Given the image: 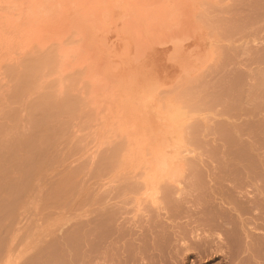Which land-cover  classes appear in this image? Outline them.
Here are the masks:
<instances>
[{
    "label": "rangeland",
    "instance_id": "rangeland-1",
    "mask_svg": "<svg viewBox=\"0 0 264 264\" xmlns=\"http://www.w3.org/2000/svg\"><path fill=\"white\" fill-rule=\"evenodd\" d=\"M69 1L0 0V264L219 263L231 194L264 184V0L153 29Z\"/></svg>",
    "mask_w": 264,
    "mask_h": 264
},
{
    "label": "bare ground",
    "instance_id": "bare-ground-1",
    "mask_svg": "<svg viewBox=\"0 0 264 264\" xmlns=\"http://www.w3.org/2000/svg\"><path fill=\"white\" fill-rule=\"evenodd\" d=\"M63 1V0H62ZM65 1V0H64ZM69 1V0H68ZM73 1H75V0H73ZM77 1V4L75 5V6H78V8L79 9H81V10H83V11H89V10H93V8H97V6H101V5H104V6H106V7H110L111 6V4L113 5L115 2H118V3H123L122 5H124V3H126L127 4V6H129V9L127 8V12L131 9V13H134V15L133 16H135V15H137V16H139V17H141V20H144L147 24H143L145 27H146V25H147V27L146 28H148V29H153V28H155V27H158V26H160V24L161 25H163V23H165V21L163 20V18H164V16H169L172 12H171V10H169L171 13L169 14L168 13V8L169 7H171L173 4H174V6H175V4H176V8H177V5H178V1H180V0H76ZM70 2V1H69ZM65 3H67V2H65ZM117 4V3H116ZM116 4H115V7L114 8H116ZM69 5V4H68ZM119 6H121L120 4H118ZM72 6H73V3H72ZM118 6V7H119ZM122 7V6H121ZM77 8V7H76ZM125 9V8H124ZM126 10V9H125ZM176 12V11H175ZM124 13H126V12H124ZM167 14H169V15H167ZM174 14H176V13H174ZM175 16V15H174ZM161 18H162V21H160L161 20ZM166 18V17H165ZM169 19H170V17H169ZM171 20V19H170ZM170 20H167V21H170ZM167 21H166V23H167ZM161 22V23H160ZM163 22V23H162ZM165 23V24H166ZM159 24V25H158ZM144 31H146V30H144ZM150 31V30H149ZM141 32V31H140ZM142 33H143V31H142ZM169 140V142H170V139H168ZM167 140V141H168ZM175 146V145H174ZM176 146H178V145H176ZM180 146V145H179ZM165 147V146H164ZM170 147V146H169ZM169 147H167V148H169ZM255 148H256V146H254ZM176 148V147H175ZM260 148V147H259ZM170 149V148H169ZM176 149H178V148H176ZM175 150V149H174ZM167 151V150H166ZM170 151V150H169ZM163 152V151H162ZM179 152H180V150H179ZM164 154V153H163ZM177 154V153H176ZM180 155H181V153H180ZM242 157L243 156V158H245V155L246 154H244V155H241V154H239L238 153V156H237V158L239 157L240 158V156ZM247 156V155H246ZM236 158V159H237ZM243 158H242V160H243ZM162 159V162L164 163V157L163 158H161ZM235 159V160H236ZM241 159V158H240ZM246 159V158H245ZM160 160V159H159ZM170 160V159H169ZM168 160V161H169ZM241 160V161H242ZM252 160V159H251ZM171 161V160H170ZM169 161V162H170ZM167 162V161H166ZM176 162V161H175ZM174 162V163H175ZM254 162V161H253ZM162 163V164H163ZM171 163V162H170ZM165 164V163H164ZM257 164V163H256ZM260 164V163H259ZM169 166L170 164L169 163H166L165 164V167H161L160 169V171H164V168H166L167 166ZM251 166H253L252 164H250ZM162 166H164V165H162ZM256 165L254 164V167H255ZM257 166H259V165H257ZM257 166H256V168H257ZM260 166H261V164H260ZM171 167H172V165H171ZM247 167V166H246ZM245 167V168H246ZM254 167H253V169L251 170V169H248V168H246V169H243V170H245V172H246V174L249 176V177H251L250 178V181H256V182H258L257 180H259V173H258V171H254L255 169H254ZM262 167L264 168V166L262 165ZM260 168V167H259ZM261 169V168H260ZM257 170V169H256ZM259 170V169H258ZM156 171H158V172H156ZM162 171V173H164ZM262 171H264V169L262 170ZM259 172H260V170H259ZM154 173L156 174H158L159 173V170H155L154 171ZM168 173V172H167ZM167 173H166V175H167ZM237 173V172H236ZM239 173V175L241 174V172H238ZM238 173H237V175H238ZM154 174V175H155ZM245 174V173H244ZM245 174V175H246ZM259 174V175H258ZM162 175V174H161ZM166 175L164 176V177H166ZM156 176V175H155ZM155 176H154V178H155ZM229 176V175H228ZM241 176V175H240ZM159 177H161L160 175H159ZM236 177V179H234V187L232 186V185H230V186H232V191L234 192V189H235V192H236V190H241L243 187H244V185L245 186H247L249 183H250V181L248 180V182L249 183H247L246 182V180L243 178H239V177H237V176H235ZM248 177V178H249ZM157 178V177H156ZM155 178V179H156ZM163 178V177H162ZM177 178V177H176ZM263 178V177H262ZM232 179V178H231ZM158 180H160V178H158ZM158 180H156V181H158ZM174 180V179H173ZM172 180V181H173ZM178 180H180V179H178ZM244 180H245V182H244ZM261 180V179H260ZM264 180V179H263ZM180 182V181H179ZM232 182V183H233ZM261 182V181H260ZM255 183V182H254ZM263 183H264V181H263ZM262 183V184H263ZM251 185V184H250ZM264 185V184H263ZM263 185H261V188H260V186H259V194L258 195H255V196H253V197H244L245 195H243V196H241V198H246V199H244V200H242L241 198H237V197H234V198H232L233 196H239V195H241L240 193H239V195H238V193L236 194V195H232L231 194V196H230V201H229V199H228V201H226V202H228L229 203V205L230 204H232V209H233V211L234 212H236V214L234 213V218H235V220L234 221H238L239 222V224H236V225H233V224H231L230 223V225H232L230 228H225V230H224V232H223V235H221L219 238H218V241H217V245L215 244H210L208 241H206V242H208V243H204L205 241H203L202 242V240H201V242L199 241H197V243L195 244V246L194 247H191V248H201V249H199V251H198V249L197 250H193V251H197L198 252V254L196 255V257L198 258V259H201L203 256H208L209 254L211 255V253L213 252V253H215L216 251H218V252H221L220 254H218L217 252V254L218 255H223V257H222V259H221V261H219V263H217V264H264V224H261V225H259V220H261L262 222L264 221V192H263V190H264V187H263ZM229 186V187H230ZM230 188H228L227 189V193H228V191H230L229 190ZM229 192V193H233V192ZM238 192V191H237ZM227 193H226V195H227ZM228 193V195L226 196V197H228L229 198V194ZM240 197V196H239ZM223 199H226V198H224V197H222ZM227 200V199H226ZM225 202V201H224ZM245 204V205H244ZM228 209H230V208H228ZM255 210H257L258 212H256ZM255 211V212H254ZM230 213V212H229ZM251 214V217L250 216H248L249 217V219H247L248 217H245V219L243 218V214ZM231 215V214H230ZM227 217V216H226ZM229 217V216H228ZM231 218V217H230ZM233 218V219H234ZM222 219H223V217H222ZM232 219V218H231ZM218 220V219H217ZM215 221V220H214ZM228 221H230L229 220V218L227 219V221H225V222H228ZM233 220H231V222H232ZM233 221V222H234ZM219 222V221H218ZM237 222V223H238ZM216 223H217V221H216ZM235 223V222H234ZM217 224H219V223H217ZM226 224V223H225ZM228 224H229V222H228ZM222 225V224H221ZM227 225V224H226ZM225 225V226H226ZM237 227V229H240V231H238V234H239V232H240V235H243L242 237L243 238H237L236 237V234H234L235 236V238L232 236L233 234L232 233H234L233 231H234V229ZM223 227V226H222ZM235 227V228H234ZM239 227V228H238ZM237 229H235L236 231H237ZM260 230H261V232H260ZM230 231H232V233L230 232ZM235 231V232H236ZM237 234V235H238ZM240 235H239V237H240ZM232 241H234L235 243V246H238V247H236L235 248V246H234V244H233V242ZM237 244V245H236ZM213 245L214 246H216V247H214L213 248V251L212 252H210L212 249H211V247H213ZM208 249L210 250L209 252H208V254H207V251H208ZM220 250V251H219ZM188 251H190V248H189V250ZM206 252V254H204ZM212 253V254H213ZM209 255V256H210ZM217 255V256H218ZM241 256H242V259H241ZM239 258H240V262H239Z\"/></svg>",
    "mask_w": 264,
    "mask_h": 264
}]
</instances>
